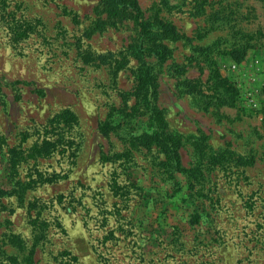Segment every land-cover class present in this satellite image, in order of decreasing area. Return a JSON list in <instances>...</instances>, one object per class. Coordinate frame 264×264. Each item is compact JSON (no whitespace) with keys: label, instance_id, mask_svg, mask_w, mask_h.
Here are the masks:
<instances>
[{"label":"rangeland","instance_id":"obj_1","mask_svg":"<svg viewBox=\"0 0 264 264\" xmlns=\"http://www.w3.org/2000/svg\"><path fill=\"white\" fill-rule=\"evenodd\" d=\"M136 2L178 32L162 64L102 0H0V250L21 264H264V4ZM154 130L181 142L179 171L141 145Z\"/></svg>","mask_w":264,"mask_h":264},{"label":"trees","instance_id":"obj_2","mask_svg":"<svg viewBox=\"0 0 264 264\" xmlns=\"http://www.w3.org/2000/svg\"><path fill=\"white\" fill-rule=\"evenodd\" d=\"M264 4V0H258ZM104 4V11L107 12L109 18L120 17L122 15L130 16L133 20L135 29H138L139 41L134 45L135 49H140L141 52H149L151 55H154L157 59V64H162L169 59L170 52L164 43L165 40H174L179 39L178 32L176 28L162 19L157 17L154 19L153 23L142 20V11L139 8L136 0H102ZM241 36H247L245 33ZM248 39V38H247ZM148 41V46L145 48L142 46V42ZM143 48V49H142ZM247 46L238 47L230 49L229 55L236 61H241L245 56ZM139 56V55H137ZM151 68H146V70H141L138 74L137 80V91L142 92L144 89H150L154 85V77L151 72ZM220 87L225 89L226 95H229V99L225 102L229 106L234 105L235 99V89L233 86L227 82V80H222L219 82ZM109 123L105 122L100 126V131L103 135H107L109 131ZM162 135L164 138L158 140L157 136ZM141 145L145 148H152V146L157 145L161 147L164 152L169 156V160L172 163V167L175 171H179L180 167V158L178 151L181 149L182 144L179 140H176L174 137L165 135L163 132L159 133L157 130H154L152 133H146L140 138ZM4 193L0 192V200L3 199ZM194 223L197 222V218L194 217L192 220ZM41 227L38 228L39 234L44 236L45 232V223H40ZM42 236L37 235V241H40ZM7 244H10L16 248H22V240L16 235H10L7 238ZM30 254V253H29ZM0 258H3L5 261H9L10 264H21L16 257L6 256L4 252L0 250Z\"/></svg>","mask_w":264,"mask_h":264}]
</instances>
